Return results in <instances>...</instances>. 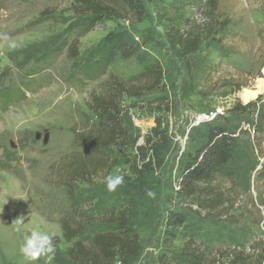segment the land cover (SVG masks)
<instances>
[{"label":"rangeland","instance_id":"obj_1","mask_svg":"<svg viewBox=\"0 0 264 264\" xmlns=\"http://www.w3.org/2000/svg\"><path fill=\"white\" fill-rule=\"evenodd\" d=\"M144 1V21L105 20L89 27L77 0H0V36L19 45L9 50L0 40V91L19 92L11 106H0V264H33L20 248L38 224L59 233L51 264H75L63 221L83 222L85 236L93 237L111 227L106 218L112 210L129 216L140 240L141 257L126 264H160L162 256L169 264H184L177 251L191 238L202 264H264V0ZM157 1L200 26L210 19L228 22L204 46L209 72L208 81L198 83L202 95L191 91L184 63L166 42ZM111 33L124 35L123 51L104 75L89 80L84 70L97 62ZM132 50L134 55H124ZM148 66L161 67L163 89L125 96L121 103L133 145L125 151L98 148L93 157L104 159L105 169L89 183L69 185L73 160H86L81 156L89 147L81 137L98 123L90 110L92 95L102 94L109 78L129 81ZM231 82L244 86L235 92ZM242 104L253 107L230 112ZM218 108L225 115L195 126L200 114ZM158 127L167 137L164 144L151 135ZM214 127L231 134V160L213 194L185 200L178 194L181 168ZM6 154L17 161L7 163ZM109 174L124 176L114 192L104 182ZM149 189L155 199L146 195ZM217 196V208L205 211L200 202ZM172 214L188 227L173 242L165 240ZM19 217L23 224L15 221Z\"/></svg>","mask_w":264,"mask_h":264},{"label":"trees","instance_id":"obj_2","mask_svg":"<svg viewBox=\"0 0 264 264\" xmlns=\"http://www.w3.org/2000/svg\"><path fill=\"white\" fill-rule=\"evenodd\" d=\"M78 11L81 15L89 17V27H93L102 21H114L121 19L125 21H144L147 16V7L144 0H77ZM155 13L163 29L164 37L170 49L181 59L187 69L190 80V89L193 93L202 95L199 84L208 80V64L204 46L216 36L223 33L228 22H216L212 19L209 22L199 25L191 22L183 14V11L170 7H164L159 1L155 2ZM123 34H109L100 51L97 62L85 68L84 73L89 80H95L105 74L106 69L116 54L123 51ZM76 46L69 47L71 53L77 55ZM126 52V51H125ZM132 56L136 53L132 50ZM164 75L160 66H148L145 72L139 77L122 81L116 78H109L104 83V92L100 95L93 94L90 110L94 113L98 123L88 136H82V144L87 145L88 150L81 159V162L73 160L69 169L67 182L69 185L87 182L105 169L104 159L95 160L93 157L98 148L107 150L117 148L125 151L132 146V136L125 126L121 113V103L125 96L140 98L142 96L160 92L163 89ZM235 92L240 91L243 84H228ZM204 95V94H203ZM19 96L18 91H0V106L7 108L12 105ZM250 107L238 105L230 110L231 113L246 112ZM152 137L158 139L162 144L167 140L165 132L155 128L151 133ZM148 137L146 143L150 144ZM233 138L229 131L222 127L209 129L206 135V142L188 158L186 164L181 168L178 194L185 200H197L203 194L205 196L214 193L216 184L223 169L229 164L233 151ZM95 147V148H93ZM95 149V150H94ZM6 162L17 161L6 154ZM6 167V166H5ZM110 169V167H109ZM219 196L211 203H201L202 208L215 210L219 203ZM83 218V216H80ZM106 222L111 227L105 232L96 233L93 237L85 236L86 226L83 222L73 224V220L63 221V232L72 245L69 248V255L75 264H126L130 261H137L141 257L142 249L138 235L130 227V219L124 212L112 210L107 214ZM185 220L179 215L172 214L167 221L165 234L167 240L172 242L178 238L179 229H187ZM190 239L177 251V257L184 264H202L200 253ZM160 264H169L162 256Z\"/></svg>","mask_w":264,"mask_h":264},{"label":"clouds","instance_id":"obj_3","mask_svg":"<svg viewBox=\"0 0 264 264\" xmlns=\"http://www.w3.org/2000/svg\"><path fill=\"white\" fill-rule=\"evenodd\" d=\"M0 40L6 42V46L9 50H15L19 45L9 36L2 35ZM107 190L109 192H114L117 188L124 184V176L121 174H109L104 178ZM146 195L149 198L155 199L156 193L151 189L146 191ZM17 221L20 224H23L24 219L21 217L17 218ZM59 233L55 230H48L41 227L39 224L33 227L30 231V234L26 235L24 238L20 252L24 259L29 262H35L44 259V264H51L55 259L56 255V245L54 243L55 239Z\"/></svg>","mask_w":264,"mask_h":264},{"label":"built area","instance_id":"obj_4","mask_svg":"<svg viewBox=\"0 0 264 264\" xmlns=\"http://www.w3.org/2000/svg\"><path fill=\"white\" fill-rule=\"evenodd\" d=\"M223 115H225V112L221 108H218V109H216L212 112H209V113L200 114L196 118L195 126H200V125H204V124L214 122L216 119L220 118Z\"/></svg>","mask_w":264,"mask_h":264},{"label":"bare ground","instance_id":"obj_5","mask_svg":"<svg viewBox=\"0 0 264 264\" xmlns=\"http://www.w3.org/2000/svg\"><path fill=\"white\" fill-rule=\"evenodd\" d=\"M248 97H251V95H248L247 97H245V98H248Z\"/></svg>","mask_w":264,"mask_h":264}]
</instances>
